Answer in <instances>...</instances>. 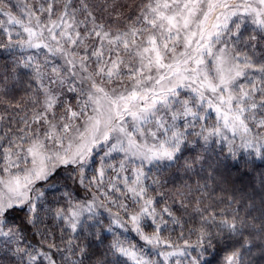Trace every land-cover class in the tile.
Wrapping results in <instances>:
<instances>
[{
  "label": "snow or ice",
  "instance_id": "snow-or-ice-1",
  "mask_svg": "<svg viewBox=\"0 0 264 264\" xmlns=\"http://www.w3.org/2000/svg\"><path fill=\"white\" fill-rule=\"evenodd\" d=\"M5 3L0 264H264V0Z\"/></svg>",
  "mask_w": 264,
  "mask_h": 264
},
{
  "label": "trees",
  "instance_id": "trees-1",
  "mask_svg": "<svg viewBox=\"0 0 264 264\" xmlns=\"http://www.w3.org/2000/svg\"><path fill=\"white\" fill-rule=\"evenodd\" d=\"M136 0H118V2L120 3V4H128V5H130L131 6V3L132 2H135ZM10 2H11V5H16V4H18V3H22L23 2V0H10ZM9 5L7 4V3H5V4H0V7H8ZM134 9V7H130V8H126L125 10H128V12H125L126 14H128L129 12H133L132 10ZM124 10V9H123ZM14 11V13H16V12H18L19 10L18 9H14L13 10ZM0 19H5L4 17H2V16H0ZM4 37L2 36V34H0V39H3ZM21 95H22V93H21ZM212 115H214V114H212ZM211 122V121H210ZM146 168H147V166H146ZM92 169H89V175H91L92 174ZM247 179V178H246ZM177 183H178V181H177ZM169 187H172V185L171 184H169ZM57 195H59V194H57ZM78 199H84V198H86L85 197V193H84V190L83 189H80L79 190V195H78V197H77ZM124 236L127 238V240L128 241H131V242H133V243H136L137 242V238H136V234L135 233H132V232H128V233H124ZM173 239H175V237H173Z\"/></svg>",
  "mask_w": 264,
  "mask_h": 264
},
{
  "label": "rangeland",
  "instance_id": "rangeland-1",
  "mask_svg": "<svg viewBox=\"0 0 264 264\" xmlns=\"http://www.w3.org/2000/svg\"><path fill=\"white\" fill-rule=\"evenodd\" d=\"M138 2H139V0H136L135 2H132L131 5H134L135 3H138ZM123 11H124V12H128V10H125V9H124ZM132 11L134 12L135 9H133Z\"/></svg>",
  "mask_w": 264,
  "mask_h": 264
}]
</instances>
